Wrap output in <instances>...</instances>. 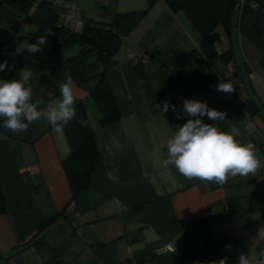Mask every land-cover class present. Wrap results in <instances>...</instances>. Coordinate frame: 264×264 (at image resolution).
<instances>
[{
	"label": "crops",
	"instance_id": "0c3cea01",
	"mask_svg": "<svg viewBox=\"0 0 264 264\" xmlns=\"http://www.w3.org/2000/svg\"><path fill=\"white\" fill-rule=\"evenodd\" d=\"M75 1L80 18L92 25L110 23L118 14H145L124 38L114 62L103 66L89 56L73 76L68 64L79 54L76 43L56 49L41 69L58 89L69 73L76 104L87 107L100 154L86 190L76 196L71 190L64 166L70 154H62L46 119L16 135L1 118L0 188L6 211L0 214V264H212L221 259L237 264L240 253L264 248V240H254L264 225L262 52L241 35L237 13L229 32L223 26L213 31L216 55L207 56L186 14L173 13L164 0L152 5L148 0ZM34 32L0 0V63L11 59L15 65L24 38ZM229 51L232 61L225 62L220 57ZM10 63L0 79L20 78L22 69ZM103 72L122 115L105 128L88 92ZM220 81L230 82L234 91H217ZM30 85L42 107L60 98V89L46 98ZM184 99L205 101L227 114L214 126L225 132L238 127L237 140L255 145L261 161L256 175L229 177L218 186L188 180L174 167L157 164L166 155L167 140L188 119H176L171 108L162 112L157 105L167 100L179 111ZM247 102L257 113L243 108ZM64 136L71 151L65 128ZM34 164L40 170L27 172ZM165 245L175 251L155 256Z\"/></svg>",
	"mask_w": 264,
	"mask_h": 264
},
{
	"label": "trees",
	"instance_id": "16d2710c",
	"mask_svg": "<svg viewBox=\"0 0 264 264\" xmlns=\"http://www.w3.org/2000/svg\"><path fill=\"white\" fill-rule=\"evenodd\" d=\"M154 1L148 0V3L152 5ZM164 2L173 13L186 14L191 25L201 35V48L207 56L216 55L211 37L213 31L223 26L229 32L235 24L238 25L241 35L246 36L262 52L260 65L264 71V0H246L240 12L239 0H164ZM6 4L20 13L22 23L35 27V32L24 38L26 46L15 59L14 67L32 70L35 76L31 83L46 98L49 95H53L51 98H54L59 92L56 84L41 70L46 65L47 57L56 49L71 47L76 43L80 45L77 58L70 59L68 64L73 76L78 75L80 64L89 56L97 57L103 66H106L114 62L115 53L124 38L134 30L145 14V11H135L118 14L110 23L99 22L92 25L90 22H85L82 33L74 34L60 21L61 9L55 0H6ZM235 13H237V22L234 24ZM48 30L51 31L49 35ZM42 36H47V43L40 45L41 51L28 52L27 45L35 44ZM232 55L229 51L220 58L230 62ZM88 92L100 112L102 128L121 119L119 103L105 72L97 77V84L91 86ZM243 108L250 114H255L258 110L253 102L245 103ZM2 122L0 118V124ZM65 130L71 143V151L64 166L71 190L76 196L87 189L95 161L100 154L87 107L82 101L76 104V119L71 121ZM5 211V197L0 188V214ZM50 222L51 220L47 221L43 226Z\"/></svg>",
	"mask_w": 264,
	"mask_h": 264
},
{
	"label": "clouds",
	"instance_id": "9594fccd",
	"mask_svg": "<svg viewBox=\"0 0 264 264\" xmlns=\"http://www.w3.org/2000/svg\"><path fill=\"white\" fill-rule=\"evenodd\" d=\"M51 33L48 30V35ZM47 35V36H48ZM47 36L38 38L35 44L27 45L30 53L41 51L40 45L47 43ZM8 69V62L0 63V72ZM35 73L24 68L19 72V79H0V118L3 127L13 134L27 131L30 124L46 119L51 126L62 154H70L64 128L76 119V96L73 91V78L65 73V81L59 85L60 98L47 107H42L41 100L33 99L30 81ZM216 90L231 93L234 87L230 82L220 81ZM162 112L169 108L176 114V119L187 116L186 123L177 126V131L166 142V155L157 158L161 167H174L188 180L223 185L229 177L256 175L261 167L256 147L252 143H241L238 127L229 131H221L214 126L216 122L226 119L227 114L215 108H210L205 101L184 99L182 107L170 101L157 105ZM207 117L214 123H204ZM260 214H255L258 219ZM254 240H264V228L258 229ZM212 264H227L226 259L213 261ZM237 264H264V248L259 251L249 249V254L240 253Z\"/></svg>",
	"mask_w": 264,
	"mask_h": 264
},
{
	"label": "built area",
	"instance_id": "2783aa9c",
	"mask_svg": "<svg viewBox=\"0 0 264 264\" xmlns=\"http://www.w3.org/2000/svg\"><path fill=\"white\" fill-rule=\"evenodd\" d=\"M55 3L57 6L61 9V16L60 21H62V24L64 27H66L71 33H82L85 22L80 18L79 15V9L77 8V1L75 0H55ZM246 3V0H239V12L243 9L244 5ZM146 58L144 59V62H146ZM40 168L36 164L34 166L26 168V171L35 174L38 172ZM211 216L214 215V213L210 214ZM259 228H264L263 224H260ZM226 249L228 251H232L233 248L230 245L226 246ZM175 251V248L173 246H166L161 247L160 249L155 251V256L160 257V255H164L167 253H172Z\"/></svg>",
	"mask_w": 264,
	"mask_h": 264
},
{
	"label": "water",
	"instance_id": "95a60500",
	"mask_svg": "<svg viewBox=\"0 0 264 264\" xmlns=\"http://www.w3.org/2000/svg\"><path fill=\"white\" fill-rule=\"evenodd\" d=\"M10 65H11V66L14 65V60L11 61Z\"/></svg>",
	"mask_w": 264,
	"mask_h": 264
},
{
	"label": "rangeland",
	"instance_id": "374dc122",
	"mask_svg": "<svg viewBox=\"0 0 264 264\" xmlns=\"http://www.w3.org/2000/svg\"><path fill=\"white\" fill-rule=\"evenodd\" d=\"M9 61L8 62H11L12 60L11 59H8ZM166 246H168V245H165L164 247H166ZM168 254V253H167ZM161 256V255H160Z\"/></svg>",
	"mask_w": 264,
	"mask_h": 264
}]
</instances>
